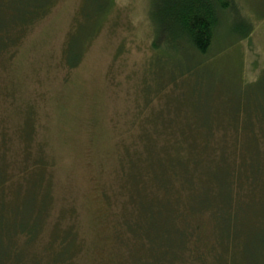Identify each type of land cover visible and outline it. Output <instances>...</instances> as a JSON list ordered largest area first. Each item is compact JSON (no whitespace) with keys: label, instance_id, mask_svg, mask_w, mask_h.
I'll return each instance as SVG.
<instances>
[{"label":"rangeland","instance_id":"rangeland-1","mask_svg":"<svg viewBox=\"0 0 264 264\" xmlns=\"http://www.w3.org/2000/svg\"><path fill=\"white\" fill-rule=\"evenodd\" d=\"M162 1L56 0L13 53H0V163L6 162L11 186L20 178L27 182L37 168L46 173L54 208L42 237L49 238L55 224L72 227L79 239L73 264L132 258L120 219L161 206L162 196L171 203L167 173L173 165L184 166L193 181L203 176L195 164L210 162L223 184L227 170L221 173L218 161L228 150L226 123L208 114V104L234 97L236 86L264 73V0H233L245 15L233 24L247 26V34L227 31L213 56L191 63L187 36L165 17ZM198 62L204 67L193 78L179 76L182 90L173 100L170 77ZM258 142L264 155V138ZM204 178L206 187L187 192V202L194 196L202 203L221 190L218 183L209 190L211 180ZM254 196L258 202L242 226L248 231L264 230V205ZM168 215L180 224L182 204ZM199 223L209 239L211 219ZM259 236L242 234L233 254L219 255L220 264H264Z\"/></svg>","mask_w":264,"mask_h":264},{"label":"trees","instance_id":"trees-1","mask_svg":"<svg viewBox=\"0 0 264 264\" xmlns=\"http://www.w3.org/2000/svg\"><path fill=\"white\" fill-rule=\"evenodd\" d=\"M232 1L161 2L165 4V17L171 24L178 25L187 36L191 46L188 52L190 63L198 59L203 62L206 57L213 56L212 53L226 39L227 31L231 35H240V38L247 34V26L233 24V21L242 20L245 15L242 16V11L238 12L236 7H232ZM55 2L0 0V53H13L27 32L49 13ZM200 62L188 64L186 71L170 77L167 88L173 100H176L175 94L178 96L182 90L179 76L193 78L198 69L204 67ZM259 75L251 81H243L240 87L236 84L234 97L221 101L217 106L208 104V114H216L226 123L221 128L228 150H224L218 163L221 173L227 170V180L222 184L218 171L215 172L216 179L210 162L200 160L195 164L203 176H193V181L191 172L184 166L173 165L167 173L169 189L174 195L171 203H167V196H162L161 206L155 209L145 207L144 214L120 219L122 238L126 237V242H123L127 252L133 255L132 258L127 257L125 264H220L219 255L223 258L225 252L227 257L233 254L236 248L234 240L240 239L242 234L250 235L253 232L260 234L258 238L264 240V230L261 228L248 231L242 227L248 218L245 212L252 209L254 202H258L254 195L258 194L264 205V167L263 174H260L256 165L259 154L262 155L258 137L264 138V73ZM196 76L203 78L200 74ZM195 86H191L193 91L197 90ZM176 112H179V108ZM216 133L214 131L210 136H216ZM190 142L194 144L192 140ZM37 170L28 175L27 182L26 178H20L18 184L11 186L6 162L0 163V264H73L78 254V235L70 226L59 228L55 224L49 238L42 237L51 218L54 197L46 184V173ZM204 177L211 180L209 190H214L217 183L221 185V190L204 196L202 203H196L194 196L187 202V192L201 185L206 187ZM156 196L151 199L160 198V194ZM172 203L177 205L172 207ZM181 204L184 218L175 226L168 214ZM204 216L209 217L213 225L209 239L202 234L199 223ZM216 222L221 230L218 240ZM251 249L248 246L249 253ZM254 250L257 251L256 247ZM225 264L229 263L225 261Z\"/></svg>","mask_w":264,"mask_h":264}]
</instances>
